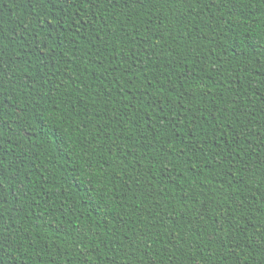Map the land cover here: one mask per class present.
<instances>
[{
	"label": "trees",
	"instance_id": "1",
	"mask_svg": "<svg viewBox=\"0 0 264 264\" xmlns=\"http://www.w3.org/2000/svg\"><path fill=\"white\" fill-rule=\"evenodd\" d=\"M0 264H264V0H0Z\"/></svg>",
	"mask_w": 264,
	"mask_h": 264
}]
</instances>
